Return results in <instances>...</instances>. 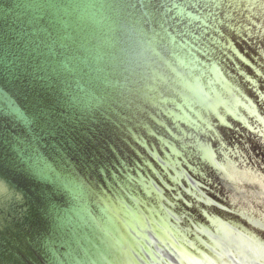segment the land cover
<instances>
[{"label":"water","instance_id":"1","mask_svg":"<svg viewBox=\"0 0 264 264\" xmlns=\"http://www.w3.org/2000/svg\"><path fill=\"white\" fill-rule=\"evenodd\" d=\"M0 264H264V0H0Z\"/></svg>","mask_w":264,"mask_h":264}]
</instances>
